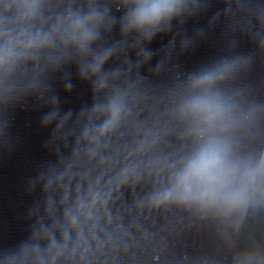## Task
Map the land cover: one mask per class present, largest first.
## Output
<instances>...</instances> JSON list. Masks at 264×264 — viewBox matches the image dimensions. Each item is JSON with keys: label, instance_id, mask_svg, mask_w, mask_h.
<instances>
[{"label": "water", "instance_id": "1", "mask_svg": "<svg viewBox=\"0 0 264 264\" xmlns=\"http://www.w3.org/2000/svg\"><path fill=\"white\" fill-rule=\"evenodd\" d=\"M0 264H264V0H0Z\"/></svg>", "mask_w": 264, "mask_h": 264}, {"label": "clouds", "instance_id": "2", "mask_svg": "<svg viewBox=\"0 0 264 264\" xmlns=\"http://www.w3.org/2000/svg\"><path fill=\"white\" fill-rule=\"evenodd\" d=\"M218 164V160L215 156H206L201 159V161L196 166V172L199 174H205L209 172L211 169L216 167Z\"/></svg>", "mask_w": 264, "mask_h": 264}]
</instances>
